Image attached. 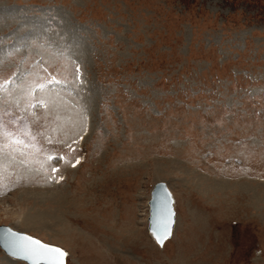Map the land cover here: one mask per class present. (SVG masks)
<instances>
[{
	"label": "rangeland",
	"instance_id": "1",
	"mask_svg": "<svg viewBox=\"0 0 264 264\" xmlns=\"http://www.w3.org/2000/svg\"><path fill=\"white\" fill-rule=\"evenodd\" d=\"M0 118L34 137L0 154V225L66 264H264V0H0Z\"/></svg>",
	"mask_w": 264,
	"mask_h": 264
},
{
	"label": "snow or ice",
	"instance_id": "2",
	"mask_svg": "<svg viewBox=\"0 0 264 264\" xmlns=\"http://www.w3.org/2000/svg\"><path fill=\"white\" fill-rule=\"evenodd\" d=\"M37 87L43 88L44 85L39 84ZM25 138L34 140L26 126H22L17 132H12L8 130L3 119L0 118V139L7 140V144L0 143V154L5 147L11 148L14 145L27 147L28 143ZM48 159H53V157L49 156ZM52 171L55 172L58 169L53 168ZM171 216L170 210L167 211L154 226L153 234L158 243L162 244L171 234ZM4 243L12 255L21 257L25 261H29L30 264H65L68 255L62 248L43 243L31 236L14 233L10 229L7 230Z\"/></svg>",
	"mask_w": 264,
	"mask_h": 264
},
{
	"label": "water",
	"instance_id": "3",
	"mask_svg": "<svg viewBox=\"0 0 264 264\" xmlns=\"http://www.w3.org/2000/svg\"><path fill=\"white\" fill-rule=\"evenodd\" d=\"M169 210L172 213V216H171L172 223L170 226L171 234L168 236L167 239H169L172 236V232H173V229H174V226L176 223V212L174 209V198H173V195H172L170 189L168 188L167 184L163 181H157L152 186V189L150 191V197L148 200V216H147L148 226H147V229H148L149 233L151 234V236L153 237L154 241L160 247L164 244V242L167 239H165L162 244L158 243L154 234H153L154 226L163 217V215L166 214V212ZM8 229H10L14 233H20L22 235L34 237L36 239H39V238L32 236L31 234L26 233L24 231L15 230L14 228H11V227L5 226V225H0V248L3 250V252L13 259H17V260L25 262L26 264H30L29 261H25L21 257L14 256L9 252V249L7 248L6 244L4 243V238L7 236V230ZM40 241H42V240H40ZM43 243H45V242H43ZM46 244H50V243H46ZM50 245H53V244H50ZM54 246H56V245H54ZM57 247H59V246H57ZM59 248H61V247H59ZM65 264H66V262H65Z\"/></svg>",
	"mask_w": 264,
	"mask_h": 264
},
{
	"label": "bare ground",
	"instance_id": "4",
	"mask_svg": "<svg viewBox=\"0 0 264 264\" xmlns=\"http://www.w3.org/2000/svg\"><path fill=\"white\" fill-rule=\"evenodd\" d=\"M42 194V193H41ZM43 195V194H42ZM47 197V195H46ZM38 199V198H37ZM43 199V198H42ZM52 199H57L56 202H62L61 199L63 200V198L60 197H53ZM48 199H45V201H47ZM41 201V200H39ZM42 218L43 216L41 214H37V215H30V214H25L23 215L20 219H19V223H17V226L19 225H23L24 226V230H27L29 228H33L35 224L37 225H41V227L43 226V222H42ZM22 227V226H21ZM175 227V226H174ZM16 230V229H15ZM8 256V255H7ZM11 258V257H10Z\"/></svg>",
	"mask_w": 264,
	"mask_h": 264
},
{
	"label": "trees",
	"instance_id": "5",
	"mask_svg": "<svg viewBox=\"0 0 264 264\" xmlns=\"http://www.w3.org/2000/svg\"><path fill=\"white\" fill-rule=\"evenodd\" d=\"M185 1H187V0H185ZM257 2H259V1H261V0H256Z\"/></svg>",
	"mask_w": 264,
	"mask_h": 264
}]
</instances>
